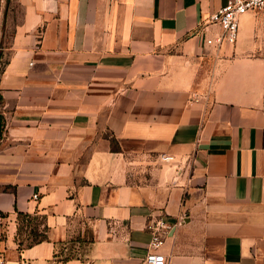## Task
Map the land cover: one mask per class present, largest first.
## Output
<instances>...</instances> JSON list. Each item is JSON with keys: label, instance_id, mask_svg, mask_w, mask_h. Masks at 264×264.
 I'll return each instance as SVG.
<instances>
[{"label": "crops", "instance_id": "obj_1", "mask_svg": "<svg viewBox=\"0 0 264 264\" xmlns=\"http://www.w3.org/2000/svg\"><path fill=\"white\" fill-rule=\"evenodd\" d=\"M223 2L0 0V264H144L158 220L165 264H264V15L204 45Z\"/></svg>", "mask_w": 264, "mask_h": 264}, {"label": "built area", "instance_id": "obj_2", "mask_svg": "<svg viewBox=\"0 0 264 264\" xmlns=\"http://www.w3.org/2000/svg\"><path fill=\"white\" fill-rule=\"evenodd\" d=\"M244 13L264 15V0H224L208 15L206 20L208 24L218 28V33L212 37H204L203 44L214 48H219L221 44H233L237 37L239 18ZM2 66L0 64V67ZM169 158L168 156L163 157L165 160ZM32 197L35 199L36 195L33 194ZM166 229L167 225L160 220L150 227L148 250L143 257L144 264H165L164 256L156 249L162 243Z\"/></svg>", "mask_w": 264, "mask_h": 264}, {"label": "trees", "instance_id": "obj_3", "mask_svg": "<svg viewBox=\"0 0 264 264\" xmlns=\"http://www.w3.org/2000/svg\"><path fill=\"white\" fill-rule=\"evenodd\" d=\"M1 56V51H0ZM1 71V68H0ZM1 100V97H0ZM1 120V119H0ZM110 149L112 151L117 150L116 142L110 138L109 139ZM44 216L37 214H27L24 212H17V227H16V235L19 238V244L24 241L25 245H30L33 243H38L46 239V231L47 227L44 224ZM84 242H90L91 236L89 234L88 238L83 240ZM67 253H63L62 249H59L57 254H55L59 260H67L74 256V254L67 250Z\"/></svg>", "mask_w": 264, "mask_h": 264}, {"label": "rangeland", "instance_id": "obj_4", "mask_svg": "<svg viewBox=\"0 0 264 264\" xmlns=\"http://www.w3.org/2000/svg\"><path fill=\"white\" fill-rule=\"evenodd\" d=\"M2 63H4L3 62V58H1V56H0V64H1V66H2ZM1 68V67H0ZM127 147H130V145H126ZM85 247H86V244L84 243V244H81L80 246H79V248H78V252H83V250L85 249ZM72 252V251H71ZM63 253H67V252H65V251H63ZM75 253V252H74Z\"/></svg>", "mask_w": 264, "mask_h": 264}]
</instances>
